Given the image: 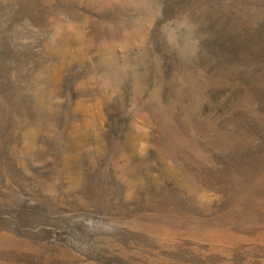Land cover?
I'll use <instances>...</instances> for the list:
<instances>
[{
    "label": "rangeland",
    "instance_id": "1",
    "mask_svg": "<svg viewBox=\"0 0 264 264\" xmlns=\"http://www.w3.org/2000/svg\"><path fill=\"white\" fill-rule=\"evenodd\" d=\"M0 264H264V0H0Z\"/></svg>",
    "mask_w": 264,
    "mask_h": 264
}]
</instances>
